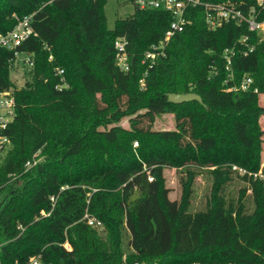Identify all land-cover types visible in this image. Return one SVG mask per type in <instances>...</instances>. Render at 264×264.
Listing matches in <instances>:
<instances>
[{
	"label": "trees",
	"instance_id": "16d2710c",
	"mask_svg": "<svg viewBox=\"0 0 264 264\" xmlns=\"http://www.w3.org/2000/svg\"><path fill=\"white\" fill-rule=\"evenodd\" d=\"M106 1L0 0L1 33L30 14L34 29L17 47L0 46V90L15 98L0 129L10 138L0 148V264H264V178L255 176L264 173V37L247 22L210 28L200 4L165 41L169 11L129 0L134 13L109 28ZM201 1H233L264 19V0ZM153 44L162 53L150 59ZM16 52L33 61L23 86L10 78ZM190 91L203 103L168 100ZM168 112L175 128L155 129ZM168 167L185 172L181 199L169 197ZM204 167L211 199L192 209ZM234 178L244 182L237 198L225 193Z\"/></svg>",
	"mask_w": 264,
	"mask_h": 264
},
{
	"label": "built area",
	"instance_id": "2783aa9c",
	"mask_svg": "<svg viewBox=\"0 0 264 264\" xmlns=\"http://www.w3.org/2000/svg\"><path fill=\"white\" fill-rule=\"evenodd\" d=\"M200 4L205 6L206 11V22L210 28H216L220 26L224 21L232 20L235 22H247L249 28L253 31H256L260 35L264 37V19H259L257 17V13L255 8H251L248 13H244L242 9L237 7L236 3L233 1H226L221 3H202L201 0H137V5L141 8L145 7H158L163 8L169 11L172 15V20L170 22V26L165 33L164 40L167 41L170 37L177 31L183 30L185 25L188 22L186 11L188 7H195ZM31 17L32 14L26 15L20 19H18L15 27L6 33L0 32V46L6 48H15L20 45L27 37H29L34 29L31 25ZM126 39L124 37H119L115 40V47L118 50V60L121 65V68L128 69L129 61L128 56L125 51ZM162 53V50L158 49V46L153 44L152 50L148 51L146 54L147 58H154L155 55ZM18 57L19 53L16 52ZM28 65H32L33 61L31 60L29 55H26V59L24 60ZM228 62L230 59L228 57ZM59 72H63L60 69ZM252 81L251 78H246L241 86L246 89L249 83ZM15 115V98L12 91H2L0 90V129H5L9 122L13 119ZM10 143V138L3 133H0V148L8 145ZM134 145L137 146L138 142L135 141ZM34 161L33 163H35ZM31 161L27 162V165H31ZM241 173H245L246 170L243 168H237ZM255 176H260L264 178V173L259 172L255 173ZM151 180L152 177H149ZM51 199L54 200L55 197L51 196ZM88 223L91 225H101V222L96 220L95 218L88 217ZM64 246L70 248L69 244L66 242ZM27 264H43L42 261L38 257H32ZM187 264H237L235 262H223V263H207L200 261H192Z\"/></svg>",
	"mask_w": 264,
	"mask_h": 264
},
{
	"label": "rangeland",
	"instance_id": "374dc122",
	"mask_svg": "<svg viewBox=\"0 0 264 264\" xmlns=\"http://www.w3.org/2000/svg\"><path fill=\"white\" fill-rule=\"evenodd\" d=\"M135 5L129 0H107L104 6V16L106 25L112 28L117 18H123L127 15L133 14ZM15 15V14H14ZM26 54L19 53L16 61L10 66V78L13 84L16 86H23L27 80L31 79V74L27 68V63H24ZM27 64V65H26ZM143 78L140 79V84L143 82ZM67 85V82H63ZM259 102L264 105V94L259 95ZM260 125L264 129V115L260 117ZM120 124L129 128L128 118H123ZM155 129H173L175 128V118L173 112L163 113L156 117L154 123ZM135 142V141H134ZM132 143L133 147H136ZM261 167L264 168V134L262 142V159ZM208 168V167H207ZM206 167L197 171L194 182V194L192 195V209H200L206 206L207 202L211 199V189L213 178L207 172ZM261 172V171H260ZM165 184L169 187V197L172 199H181L183 197V185L181 179L185 177V172L181 168L168 167L165 168ZM244 185V182L238 178H234L225 187V193L229 197L237 198L239 189Z\"/></svg>",
	"mask_w": 264,
	"mask_h": 264
},
{
	"label": "water",
	"instance_id": "95a60500",
	"mask_svg": "<svg viewBox=\"0 0 264 264\" xmlns=\"http://www.w3.org/2000/svg\"><path fill=\"white\" fill-rule=\"evenodd\" d=\"M168 100L173 103H181L184 101L197 100L203 103V99L200 94L190 91V92H170L168 94ZM148 264V263H143Z\"/></svg>",
	"mask_w": 264,
	"mask_h": 264
}]
</instances>
